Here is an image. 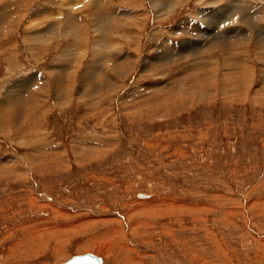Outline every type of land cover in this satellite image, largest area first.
Returning <instances> with one entry per match:
<instances>
[{
  "label": "rangeland",
  "instance_id": "1",
  "mask_svg": "<svg viewBox=\"0 0 264 264\" xmlns=\"http://www.w3.org/2000/svg\"><path fill=\"white\" fill-rule=\"evenodd\" d=\"M50 1L19 0V13L0 23V42L18 53L0 55V264H63L87 253L102 264H264L263 17L245 12L226 21L227 0H159L158 8L135 0L138 8L127 6L139 13L135 27L98 44L94 9L65 0L39 29L55 24L57 12L66 21L79 13L86 40L69 45L62 23L34 57L27 29ZM122 3L103 0V7L121 12ZM104 11L102 19L113 16ZM234 27L263 31V44L232 40ZM236 39L254 68L233 74L250 81L248 92L219 87L210 100L173 109L196 78L211 84L213 74H196L201 64L218 62L220 78L232 72L222 52L228 56L224 46ZM200 44L202 52H193ZM69 48L73 57L59 59Z\"/></svg>",
  "mask_w": 264,
  "mask_h": 264
},
{
  "label": "bare ground",
  "instance_id": "2",
  "mask_svg": "<svg viewBox=\"0 0 264 264\" xmlns=\"http://www.w3.org/2000/svg\"><path fill=\"white\" fill-rule=\"evenodd\" d=\"M25 1V0H24ZM38 1V0H37ZM78 1H82V2H78ZM137 1V0H136ZM143 1V0H142ZM145 1V0H144ZM152 1V5L156 8H158V6L159 5H161V4H163V3H160V1L159 0H151ZM166 1V0H165ZM182 1V0H181ZM181 1L180 2H177L176 4L175 3H173L172 2V5L170 4V5H168L167 6V8L166 9H164V11H163V9L162 10H160V11H162V13L163 14H160L161 16L162 15H164V17H165V15L166 14H168L169 12H173L174 11V8L175 7H177V6H179L180 5V3H181ZM207 1V0H206ZM223 2L224 0H209L208 1V3H209V5H216L215 4V2L216 3H219V2ZM228 1V5H229V7L231 8V9H229L230 10V14H229V18H227V20L226 21H229V20H234V17H238V15H241V17H243L244 16V14H246L245 12H247V13H252V12H254V14L255 15H257V16H260V17H263L262 19H259V21H258V23H262L263 24V21H264V3H260L259 4V2L261 1V2H264V0H227ZM30 2V1H29ZM40 2V1H39ZM47 2V1H46ZM66 1L65 0H52V2L50 1V3H49V5H47V6H40V7H38L36 10H34V13H35V16L33 15V17H34V19L33 20H31L30 21V24H31V26L30 27H32V28H30V29H27V30H29V32H28V34H27V36H26V38H25V43H27V48H29V51L31 52V54L34 56V55H36L37 54V52L36 51H39L42 47V44H43V42L45 43V40L47 41V42H51V36L53 35V34H56V29L58 28V26L60 25V24H62V23H64L65 24V26H66V28L64 27V36H65V38H66V42L67 41H69V45H75V44H79V43H84V41L86 40L85 39V36L87 35H85V33H86V31H85V33H84V35L85 36H83V34H82V32L80 31V29H79V27H78V22H79V20L80 19H78V17L77 16H79L78 14L79 13H71L72 15H71V20H73L72 22H74L75 23V26L74 27H70V24H69V22L68 21H71L70 19L68 20L67 19V21L66 20H63V18L61 19L60 17H61V15L62 14H60L59 12H57V16L55 17V19H56V23L54 24V23H52L51 22V24H50V26L48 27V29H46V27H45V29L44 30H42V29H39L41 26H42V22L40 21V20H42V21H44L45 20V17L47 18L48 16V14H53L52 13V11H53V9L55 8V6L57 5V7L54 9V11L56 10V11H58L59 9H61V7L64 5L63 3H65ZM71 2H73V3H75L76 2V0H73V1H71ZM140 2H141V0H140ZM162 2V1H161ZM167 2V1H166ZM175 2V1H174ZM81 3H84V5L81 7V9L82 8H88L89 7V9H91V8H93L94 9V15H93V22L91 23V25H92V28H94V30H93V33H94V35H96L95 36V38H96V43H102V40H104L103 41V43H105V44H108V42H113L114 41V39H116V38H114V37H117L116 36V34L120 31H122V30H118V29H120V28H122L123 30H128L129 28H131L132 29V27H135L134 25H135V20H136V18H137V16H139V13L137 14L136 12H131V11H129V9L127 8V6H132V8L134 9V8H138V4L137 5H135L136 4V2H135V0H123V3L121 4V5H124L125 6V10H121V12L119 11L118 12V9L117 10H114L113 8H106V7H103V0H77V3L75 4V5H79V4H81ZM224 3V2H223ZM24 4V3H23ZM69 4V3H68ZM140 4V3H139ZM199 4H200V2H199ZM50 5H54V7H52V6H50ZM142 5V4H141ZM140 5V6H141ZM221 5V4H220ZM223 5V4H222ZM227 5V4H226ZM21 7V4H20V2H19V0H15V1H9L8 2V5H6V7H5V5H2L1 6V8H0V23L2 24V25H5V22H6V19L7 18H12V16L15 14V13H19V8ZM216 7V6H215ZM228 7V6H227ZM11 8V9H10ZM24 8V7H23ZM64 8V7H63ZM104 8L105 9H107L108 11H109V15L110 14H112L113 16H106L104 19H102L101 18V14H100V12L101 11H104ZM160 8V7H159ZM181 8V7H180ZM203 8V7H202ZM221 8V7H220ZM71 9V8H70ZM77 9H79L78 7H77ZM116 9V8H115ZM120 9V8H119ZM201 9V8H200ZM224 9V8H223ZM23 10H25V9H23ZM213 10H214V8H213ZM226 10H227V8H226ZM228 10V11H229ZM53 11V12H54ZM55 11V12H56ZM73 11V8H72V10H71V12ZM77 11H79V10H77ZM140 11V10H139ZM25 12H26V10H25ZM80 12V11H79ZM105 12V11H104ZM144 12V11H143ZM201 12V11H200ZM206 12V11H205ZM209 12V11H208ZM215 12V11H214ZM224 12V11H223ZM135 13V14H134ZM24 14V13H23ZM26 14V13H25ZM142 14V13H141ZM198 14V13H197ZM197 14H196V16H197ZM208 14V13H207ZM205 15H206V13H205ZM209 15V14H208ZM220 15V14H219ZM26 16V15H25ZM52 16V15H51ZM51 16H49V17H51ZM121 16V17H120ZM159 16V15H158ZM194 16V15H193ZM215 16V15H214ZM32 17V18H33ZM49 17H48V19H49ZM81 17V16H80ZM206 17V16H205ZM217 17H218V15H217ZM222 17V16H221ZM224 17H225V15H224ZM245 17V16H244ZM131 19V22H130V25H128V24H126L127 26L125 27V23L123 22V20L125 19V20H127V19ZM210 18V17H209ZM220 18V17H219ZM5 19V20H4ZM55 19H54V21H55ZM88 19V18H87ZM128 19V20H129ZM206 19V18H205ZM7 20H9V19H7ZM235 20H236V18H235ZM53 21V20H52ZM225 21V22H226ZM184 22V21H183ZM248 22V21H247ZM221 23V22H220ZM255 23V22H254ZM0 24V29H1V27H2V25ZM185 24H186V22L184 23V24H182L181 23V27L182 28H185L186 26H185ZM221 24H223V22L221 23ZM235 24V23H234ZM244 24H245V21H244ZM16 25V24H15ZM33 25V26H32ZM44 25V24H43ZM63 25V24H62ZM72 25V24H71ZM196 25V24H195ZM208 25H209V23H208ZM212 25V24H211ZM220 25V24H219ZM8 26V25H7ZM18 26V25H17ZM34 26H36V28H34ZM48 26V25H47ZM128 26H131V27H128ZM191 26V25H190ZM9 27V26H8ZM85 27V26H84ZM125 27V28H124ZM209 27V26H208ZM43 28H44V26H43ZM91 28V27H90ZM198 28V27H197ZM217 28V27H216ZM219 28V27H218ZM4 29V28H3ZM174 29V28H173ZM196 29V28H195ZM207 29H209V28H207ZM253 29V31H247V30H242V29H239V28H236V27H234V28H229V30H230V35L232 34L233 36L231 37V39L233 38V37H239V36H245L244 38H245V41H247L248 43H250L253 39H256V42H257V46H261L262 44H263V42H262V40H259L258 39V36H259V38H260V36H262V34L264 33L263 31V33L262 32H260L258 29H256V28H252ZM175 30H176V28H175ZM199 30V29H198ZM202 30V29H201ZM1 31V33H0V38L2 37V32L4 31H2V30H0ZM173 31V30H172ZM216 31V30H215ZM228 31V30H227ZM130 32V31H129ZM129 32H126V35L125 34H123L124 36H126L128 39H129V37L131 36V34L129 33ZM187 32V31H186ZM191 32V31H190ZM195 32V31H194ZM217 32H220V29H219V31H217ZM124 33V32H123ZM197 33V32H196ZM207 33H208V31H207ZM226 33V32H225ZM134 34V33H133ZM178 34V33H177ZM183 34H185V33H183ZM191 34V33H190ZM216 34H218V33H216ZM222 34H223V32H222ZM221 34V36H223ZM93 35V36H94ZM156 35H157V33H156ZM212 35V34H211ZM59 36V35H58ZM139 36V35H138ZM177 36V35H176ZM198 36V35H197ZM205 36V35H204ZM220 36V35H219ZM227 36V35H226ZM3 37H4V35H3ZM60 37V36H59ZM119 37V36H118ZM153 37V36H152ZM174 37V36H173ZM194 37V36H193ZM200 37V36H199ZM202 37V36H201ZM217 37V36H216ZM151 38V37H150ZM153 38H155V37H153ZM195 38V37H194ZM194 38H192V39H194ZM218 38V37H217ZM226 37H224L223 39H225ZM51 39V40H50ZM106 39V40H105ZM107 39H108V42H107ZM190 39V38H189ZM205 39V38H204ZM215 39V38H214ZM234 39V38H233ZM232 39V40H233ZM221 40V39H220ZM225 40H229L228 38L227 39H225ZM239 40H241V39H236V44H234V43H231V42H229V45H233L231 48L228 46V44H226V46H224V47H227V49H226V52H228V56L226 55H224V52H222V55L224 56V58L226 57L227 59H229V60H231V61H234V63L232 64V65H230V66H227V67H229V68H232L233 70H232V72L229 74V75H223L221 78L220 77H218V75H220V72H219V64H218V62H216V63H211V62H207V63H204V64H201L199 67H197L198 69H197V73L196 74H213V78L211 79L212 81H211V84H210V82L209 81H207V80H210V77H208V76H206V75H203V76H201L200 78H196L192 83V86H187V87H189V88H191V89H189V91L187 90H184V88H182V89H180V90H182V92L178 95V96H176V97H174V99H172V101H171V103H174V102H181L182 103V105H186L187 107H192V106H194L195 104H196V102H199V101H202V100H205V99H212V97H215L216 96V91L218 92L219 91V87H225L224 88V90H225V92L226 91H228V94H233V93H236L237 91H239V92H242V88H244L245 86H247V92H248V90H249V88H250V85H251V83H250V81L249 82H245L244 84H243V81H242V76H239V77H237L236 75L234 76L233 74H253V69H252V67H251V65H252V62L250 61V60H248L247 58H246V53L244 52V51H240L241 50V47H239V45H238V41ZM1 41V40H0ZM160 41V40H159ZM216 41V40H215ZM222 41V40H221ZM125 42V41H124ZM162 42V41H161ZM185 42V41H184ZM212 42V41H211ZM217 42V41H216ZM15 43V42H14ZM133 43V42H132ZM154 43V42H153ZM152 43V44H153ZM160 43V42H159ZM218 43V42H217ZM223 43V42H222ZM224 43H226V41L224 42ZM0 44L2 45H0V55H2V56H11V57H13V58H16L17 57V55H18V53H16L15 51H14V48H13V46L12 45H9V43H3V41L2 42H0ZM24 44V43H23ZM185 44H187V43H185ZM197 44V43H196ZM206 44V43H205ZM208 44V43H207ZM206 44V45H207ZM8 45V46H7ZM93 45V44H92ZM157 45V44H156ZM240 45L242 46V47H245V49L247 48V46L249 45V44H245V43H240ZM186 46V45H185ZM192 46H194V45H192ZM202 46H204V45H202V44H200V46H195V47H191L192 49H193V52L194 51H198V50H200L201 49V47ZM209 46V45H208ZM235 46H237L236 48H234ZM78 47H79V45H78ZM98 47H100V46H98ZM102 47V46H101ZM109 47V46H108ZM108 47H106V48H108ZM188 47V46H187ZM186 47V48H187ZM210 47H212L211 45H210ZM209 47V50L207 49V51L206 52H211V48ZM216 47V46H215ZM220 47V46H219ZM80 48V47H79ZM96 48H97V46H96ZM113 48V46H111V49ZM176 48V47H175ZM204 48V47H203ZM76 49H78V48H75V50ZM92 49H94V48H92ZM148 49V48H147ZM163 49V48H162ZM214 49V48H213ZM97 50V49H96ZM160 50V49H159ZM179 50V49H178ZM203 50V49H202ZM202 50H200L199 51V53H201L202 52ZM247 50V49H246ZM100 51H102V50H100ZM168 51V50H167ZM177 51V50H176ZM214 51H215V49H214ZM235 52V54H234V52ZM260 51V50H259ZM63 52H64V50H63ZM75 52V51H74ZM77 52V51H76ZM79 52H80V50H79ZM97 52V51H96ZM95 52V53H96ZM172 52V51H171ZM170 52V53H171ZM185 52V51H184ZM195 52V53H196ZM255 52V51H254ZM62 53V52H61ZM71 53H72V49H68L65 53H63V56H60L59 57V59H63V60H65L66 58L65 57H67V56H69V57H67V58H71V57H73V56H70L71 55ZM94 53V54H95ZM98 53V52H97ZM96 53V55L95 56H98V58L99 57H105V56H102V55H100V53H98L97 54ZM102 53V52H101ZM164 53V52H163ZM192 53V52H191ZM103 54H104V52H103ZM109 54H111V56H112V53H110L109 52ZM188 54V53H187ZM193 54V53H192ZM216 54V53H215ZM59 55H61V54H59ZM182 55V54H181ZM180 55V56H181ZM196 55V54H195ZM202 55V54H201ZM200 55V56H201ZM75 56V55H74ZM117 56V55H116ZM125 56V55H124ZM159 56V55H158ZM187 56V55H186ZM197 56V55H196ZM203 56V55H202ZM209 56V55H208ZM212 56H214V55H212ZM34 57H36V56H34ZM184 57V56H183ZM198 57V56H197ZM206 57V56H205ZM118 58H120V56L118 57ZM179 58V57H178ZM214 58V57H213ZM223 58V57H222ZM221 58V59H222ZM264 58V57H263ZM9 59V58H8ZM101 59V58H100ZM99 59V60H100ZM113 59H115V57L113 56ZM129 59V58H128ZM209 59V58H208ZM98 60V61H99ZM102 60V59H101ZM106 60V59H105ZM132 60V59H131ZM136 60V62H137V60H138V58L137 59H135ZM134 60V61H135ZM149 60V59H148ZM160 60V59H159ZM225 60V59H224ZM5 61V60H4ZM14 61H16V60H14ZM120 61H122V60H120ZM133 61V60H132ZM2 62V61H1ZM7 62V61H6ZM103 62V61H102ZM163 62V61H162ZM71 63V62H70ZM104 63H105V61H104ZM103 63V64H104ZM112 63V62H111ZM118 63V62H117ZM194 63V62H193ZM16 64V63H15ZM69 64V63H68ZM102 63L100 62V65H101ZM195 64H196V62H195ZM135 65V64H134ZM192 65V64H191ZM90 66H92V65H90ZM148 66V65H147ZM250 66V67H249ZM93 67V66H92ZM92 67H90V68H92ZM97 67H98V65H97ZM95 68V67H93V68H95L96 70H99V69H101V68ZM103 67V66H102ZM61 68V67H60ZM60 68L59 67H57L56 69H59L60 70ZM69 68V67H68ZM89 68V67H88ZM88 68L86 69V70H88ZM18 69V68H17ZM64 68H62V70H63ZM54 70V69H53ZM65 70V69H64ZM187 70V69H186ZM100 71V70H99ZM51 72V71H50ZM128 72H130V70L128 71ZM144 72V71H143ZM194 72V71H193ZM192 72V73H193ZM127 73V72H126ZM151 73V72H150ZM26 74V73H25ZM52 74H54L53 72H52ZM167 74V73H166ZM183 74V73H182ZM121 75V74H120ZM126 75V74H125ZM190 75V74H189ZM189 75H187V76H189ZM195 76V75H194ZM122 77V76H121ZM126 78V77H125ZM181 78L182 77H180V80H181ZM190 78V77H189ZM33 79H34V77H33ZM37 79V78H36ZM185 79V78H184ZM191 79V78H190ZM220 79V80H219ZM26 80V79H25ZM35 80V79H34ZM173 80V79H172ZM189 80V79H188ZM101 81V80H100ZM175 81V80H174ZM260 81V80H259ZM176 82V81H175ZM188 82V81H187ZM30 83V82H29ZM171 83V82H170ZM172 83H173V81H172ZM177 83V82H176ZM175 83V85H177ZM184 83V82H183ZM182 84V83H181ZM57 85V84H56ZM115 85H117V84H115ZM166 85V84H165ZM171 85H173V84H171ZM184 85V84H183ZM154 86V85H153ZM167 86V85H166ZM166 86H165V88H166ZM178 86V85H177ZM15 86H13V88H14ZM19 88H20V86H18ZM119 87V86H118ZM159 87V86H158ZM170 87H172V86H170ZM170 87H169V89H170ZM8 89H10V88H8ZM18 89V88H17ZM110 89H111V87H110ZM168 89V90H169ZM212 89V90H211ZM22 90V89H21ZM112 90V89H111ZM115 90V89H114ZM156 90H159V89H156ZM162 90V89H161ZM164 91H165V89H163ZM178 90V89H177ZM36 91V90H35ZM160 91V90H159ZM252 91V90H251ZM167 92V91H166ZM13 93H14V91H13ZM31 93H33V92H31ZM35 93V92H34ZM157 93H158V91H157ZM161 93V92H160ZM199 94V95H198ZM32 95V94H31ZM153 95V94H152ZM159 95V94H158ZM254 96H256L257 97V92L254 94ZM33 97H34V95H33ZM15 98V97H14ZM36 98V97H35ZM172 98V97H171ZM40 100V99H39ZM39 100H37V101H39ZM158 100L159 101H163L164 103L166 102L167 103V101H169V99L168 100H165V99H163L162 97H158ZM158 100H156V101H158ZM174 100V101H173ZM5 101V100H4ZM27 101V100H26ZM44 101V100H43ZM1 103H2V101H0ZM34 102V101H33ZM25 103V102H24ZM41 104H42V102H40ZM61 103V102H60ZM150 103V102H149ZM6 104V101H5V103H4V105ZM9 104V103H8ZM176 104L177 103H174L173 105V109H175V106H176ZM1 105V104H0ZM156 106H158V103L156 104ZM1 110H2V108H1ZM0 110V111H1ZM40 110V109H39ZM2 119V118H1ZM19 127V126H18ZM8 131V130H7ZM82 256V255H81ZM102 263H103V260H102ZM101 263V264H102Z\"/></svg>",
  "mask_w": 264,
  "mask_h": 264
},
{
  "label": "water",
  "instance_id": "3",
  "mask_svg": "<svg viewBox=\"0 0 264 264\" xmlns=\"http://www.w3.org/2000/svg\"><path fill=\"white\" fill-rule=\"evenodd\" d=\"M102 259L93 254L87 253L82 256H73L63 264H101Z\"/></svg>",
  "mask_w": 264,
  "mask_h": 264
}]
</instances>
